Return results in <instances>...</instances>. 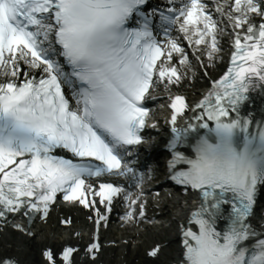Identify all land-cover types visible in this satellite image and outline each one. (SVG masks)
I'll list each match as a JSON object with an SVG mask.
<instances>
[{"label":"snow or ice","instance_id":"snow-or-ice-1","mask_svg":"<svg viewBox=\"0 0 264 264\" xmlns=\"http://www.w3.org/2000/svg\"><path fill=\"white\" fill-rule=\"evenodd\" d=\"M222 42L226 67L200 99L173 94L194 71L208 76ZM161 87L171 178L199 199L182 264H264V232L249 222L264 188V0H0V217L19 213L24 226L11 227L29 234L56 197L77 202L93 219L89 256L97 199L104 212L122 202V220L143 217L146 102ZM71 251L58 250L63 264Z\"/></svg>","mask_w":264,"mask_h":264},{"label":"bare ground","instance_id":"bare-ground-1","mask_svg":"<svg viewBox=\"0 0 264 264\" xmlns=\"http://www.w3.org/2000/svg\"><path fill=\"white\" fill-rule=\"evenodd\" d=\"M222 43L223 51L220 53L221 59L219 61L214 60L211 66H206L208 76L210 78H214L219 74L229 54L228 43ZM193 75L195 77L194 80L189 82L186 81L185 83L181 84L180 87L182 90L186 91V94L189 98L193 97V94L196 93L197 89L202 86L204 87L208 81L207 77L196 75L195 71L193 72ZM65 212H70V210L65 209ZM68 214H71V212ZM75 215L78 219L77 225H81L83 220L79 217L78 213H75ZM182 215L183 211L181 213V216ZM164 216L168 218L171 217L169 213H165ZM74 217L75 216H73V218ZM56 227L58 228L59 226L56 224L54 225L53 221H51L50 224H45L34 220L29 226H27V229H31L29 231H32L31 235H26L10 228H0V256L7 255L9 258L15 259L16 261L22 262L24 264H43L41 259L36 254L37 247L44 245L49 248H53L56 244L63 241H75L73 235L67 236V234H64L63 232L55 236L57 234V232L54 231ZM173 232L174 230L172 227L163 226L159 229V232L151 226L144 227L143 231H124L112 237H119V239L135 237L136 242L132 249L129 248V250L127 249L120 251L119 249L123 246V243L117 242L116 247L109 245L102 247L99 253H96L95 256L101 261H108L110 263L120 260L123 262V264H165V261H170V264H172L171 262L174 260V257L177 256L179 250L177 237ZM165 242L167 244L160 253L162 255L161 258L160 256H157L156 259L150 260L144 256L145 250L150 248L154 243ZM82 256L83 253L78 252L76 259L69 262V264L91 263L90 259L83 258Z\"/></svg>","mask_w":264,"mask_h":264}]
</instances>
